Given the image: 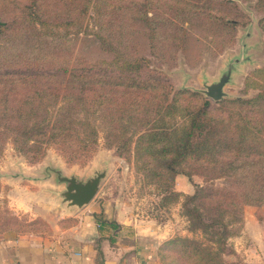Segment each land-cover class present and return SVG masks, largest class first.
I'll list each match as a JSON object with an SVG mask.
<instances>
[{
  "label": "trees",
  "instance_id": "1",
  "mask_svg": "<svg viewBox=\"0 0 264 264\" xmlns=\"http://www.w3.org/2000/svg\"><path fill=\"white\" fill-rule=\"evenodd\" d=\"M32 1L22 6L12 29L0 23V36L25 31L19 42L25 50L0 60V152L9 141L16 152L38 159L54 147L67 163L82 164L102 140L143 169L146 183L154 184L160 197L158 207L183 197L180 205L191 234L164 241L158 264H233L237 258L228 239L240 231L244 207H256L259 215L264 205V119L255 114L261 110L264 116V90L252 99L220 102L215 116L212 102L200 94L141 75L145 69L154 71L151 58L169 63L177 52L186 55L196 47L189 41L199 39L194 32L199 15L207 48L220 52L230 45L238 26L228 8L233 0H204L200 9L194 2L181 24L175 23L173 37L162 41L156 37L176 17L165 11L157 20L159 9L149 7L150 2L132 3L133 23L144 22V28H134L122 23V0H44V10ZM256 1L264 12V0ZM179 12L184 14L181 6ZM87 18L93 19L94 35L109 59L86 60L71 48V30L77 35L85 31ZM137 35L147 39L148 54L139 52ZM77 65L83 70L75 72ZM42 66L44 73L24 72ZM257 76L264 71L255 70L248 79L256 82ZM177 175L187 177L191 194L176 189ZM193 175L202 177V184L192 182ZM76 222L64 218L58 223L68 227ZM32 224L25 223L16 234L51 231L49 223L47 230Z\"/></svg>",
  "mask_w": 264,
  "mask_h": 264
},
{
  "label": "rangeland",
  "instance_id": "2",
  "mask_svg": "<svg viewBox=\"0 0 264 264\" xmlns=\"http://www.w3.org/2000/svg\"><path fill=\"white\" fill-rule=\"evenodd\" d=\"M38 1L44 10V0ZM135 1L150 2L149 7H157L159 9L155 12L157 20L166 16L165 11L169 12L172 17H176L172 24L169 22L165 25L164 33L156 37L158 41L172 38V33L176 30L175 23L178 26L181 24L180 22L188 16L194 2L198 4V9L202 8L204 2V0H122L121 4L125 5L122 12L124 17L122 23L125 26L134 25V28H144L143 21L136 20V23H133L134 17L130 8ZM256 2V0H233V6H228L238 19V26L233 42L224 46L220 52L207 48L204 40L207 34L205 23L203 17L199 15L194 23V32L199 35V39L195 40L192 37L189 41L196 47H191L186 55L180 51L177 52L176 59L169 63L151 58L152 65L155 67L154 71L150 72L145 69L141 75L154 76L163 82L172 84L176 90L186 89L200 94L212 102L211 109L215 116L220 115L215 108L224 100L254 98L259 91L264 90V76H257L256 82L248 79L255 70L264 71V20L262 19L264 12L256 7ZM30 3L33 1L0 0V23H8L9 30L12 29V21L21 19L19 15L22 6ZM180 6L184 14L179 12ZM214 6L217 8L220 5L216 3ZM83 24L85 31H80L77 35L72 29L69 34L70 46L75 55L90 61L100 58L109 59L110 54L103 49L94 35L97 28L93 19H84L82 26ZM213 32L218 33V29H214ZM24 35L25 31L18 32V36L8 33L0 36L2 47L0 52L3 54L0 60L9 59L11 57L9 54L12 51L16 52L17 49L25 50L24 46L19 43ZM136 37H138L136 41L139 52L148 54L145 36L137 35ZM228 66L233 68L230 80L224 86L225 97L215 102L204 94V90L206 85L217 81ZM82 70L83 68L79 65L75 68V72ZM28 71L44 73V66L30 67L24 72ZM255 114L264 119V116H261V110ZM135 169L133 159L132 162H127L124 157L118 156L114 149L106 148L102 140L96 147V152L82 164L67 163L54 147L48 148L45 156L31 159L13 150L11 143L7 141L0 152V229H4L5 233L16 234V231L24 228L27 222L33 223L30 226L33 229H48V220L39 214L40 212L44 214V207L41 210L35 205L41 190L43 194L45 189L49 193V206L45 210L48 214H55L58 210L67 208L59 195L65 189V185L56 181L54 170H60L62 175H74L81 180L92 176L95 171L105 170L106 174L93 197L95 202L120 204L126 208L127 212L135 213L143 220L152 219L162 231L171 233L166 239L156 242L153 246L152 244L148 246L155 250V264H158V248L164 241L174 235L191 234L187 230V217L180 205L183 197H180L179 203L158 207L160 197L156 194L154 184L146 183L143 169ZM41 179L43 180L42 185L39 183ZM192 182L202 184L203 179L198 175H193ZM187 187L190 185L188 186L186 181H178V188L186 189ZM67 210L70 209L67 208Z\"/></svg>",
  "mask_w": 264,
  "mask_h": 264
},
{
  "label": "crops",
  "instance_id": "3",
  "mask_svg": "<svg viewBox=\"0 0 264 264\" xmlns=\"http://www.w3.org/2000/svg\"><path fill=\"white\" fill-rule=\"evenodd\" d=\"M179 180L190 187L178 188ZM39 183L42 185L43 180ZM175 187L186 194L193 192L184 175L176 176ZM48 194L47 189L44 194L41 190L35 205L41 210L44 207V214H39L48 220L50 233H1L0 264H155V250L148 246L171 234L120 204L95 202L94 198L79 210L62 208L48 214ZM257 211L254 206H245L240 231L228 239L237 258H232L233 264H264V205L259 215ZM70 216L77 222L61 227L59 220ZM109 221L119 226L112 228ZM100 222L104 223L100 226Z\"/></svg>",
  "mask_w": 264,
  "mask_h": 264
},
{
  "label": "water",
  "instance_id": "4",
  "mask_svg": "<svg viewBox=\"0 0 264 264\" xmlns=\"http://www.w3.org/2000/svg\"><path fill=\"white\" fill-rule=\"evenodd\" d=\"M232 66H228L217 81L206 85L204 94L213 101H219L225 97L224 86L230 80ZM56 181L65 186L59 195L62 203H66L67 208L71 210H79L87 205L95 196L99 189L100 182L105 176L106 171H95V173L85 180H81L74 175H62L60 170H54Z\"/></svg>",
  "mask_w": 264,
  "mask_h": 264
}]
</instances>
